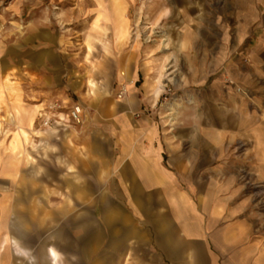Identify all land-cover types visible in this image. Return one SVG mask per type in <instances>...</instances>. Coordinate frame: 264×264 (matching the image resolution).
Returning <instances> with one entry per match:
<instances>
[{
    "label": "crops",
    "instance_id": "1",
    "mask_svg": "<svg viewBox=\"0 0 264 264\" xmlns=\"http://www.w3.org/2000/svg\"><path fill=\"white\" fill-rule=\"evenodd\" d=\"M232 9L241 31L231 43L247 63L225 58L222 36L214 43L205 38L210 47L197 58L189 53L184 71L185 91L199 94L190 93L191 103L180 104L173 120L157 115L162 94L145 81L143 63L135 68L136 56L119 48L105 57L122 96L105 97L96 118L61 122L62 135H46L51 161L41 162L38 180L21 177L15 163L2 175L3 256L13 264H264V0H233ZM96 25L113 38L107 22ZM27 64L45 86L39 97L45 107L74 106L64 99L52 55L30 51ZM228 75L243 83L249 100L227 84ZM211 76L217 79L209 83ZM68 129L75 135H63ZM241 136L250 162L226 164L225 143ZM17 149L9 143L10 155Z\"/></svg>",
    "mask_w": 264,
    "mask_h": 264
},
{
    "label": "rangeland",
    "instance_id": "2",
    "mask_svg": "<svg viewBox=\"0 0 264 264\" xmlns=\"http://www.w3.org/2000/svg\"><path fill=\"white\" fill-rule=\"evenodd\" d=\"M232 8L233 0H0V179L7 167H15V163L21 177L38 180L41 162L51 161L46 153L49 149L45 146L46 135H62L61 124L42 125L53 103L45 107L39 98L45 86H41L40 75L30 73L27 68L30 51L42 50L45 57L49 54L57 60L65 80L64 99L72 98L74 106L78 105L82 111L81 122L76 125L91 115L96 118L98 105L107 103L105 97L122 96L124 90L118 77L109 75L106 66L110 63L105 60L115 50L119 52V48L121 55L124 53L129 59L137 57L135 68L138 62L143 63L145 81L155 89L157 97L162 94L157 115L166 114L173 120L178 109L175 106L183 104L190 93L199 94L194 88L185 91L183 85L189 83L190 77L184 71L189 67V53L197 58L204 47H210L205 38L214 43L216 37L222 36L225 58L241 57V64L247 63L242 48L238 50L231 43L241 31L239 13ZM104 21L111 27L107 29L112 31V39L107 32L102 33L104 29L99 25L95 26ZM116 30L122 36L119 45ZM215 79L216 76H211L209 83ZM241 80H246V76L245 79L241 76ZM142 81L140 75L136 85L140 86ZM226 82L249 100V91L242 87L243 83L234 81L230 75ZM58 103H62L64 112L68 111L67 102ZM142 111L148 114L152 108ZM20 129L27 132L26 141ZM63 135L75 132L68 129ZM10 142L14 149L21 143L16 154L8 152ZM243 143L242 136L225 143L226 164L246 166L250 162V146H242ZM240 169L241 179H247V168ZM52 171L55 175L54 168ZM7 234L5 224L0 221V239ZM13 244L18 254H25L16 240ZM0 264H13L11 255L1 254Z\"/></svg>",
    "mask_w": 264,
    "mask_h": 264
},
{
    "label": "built area",
    "instance_id": "3",
    "mask_svg": "<svg viewBox=\"0 0 264 264\" xmlns=\"http://www.w3.org/2000/svg\"><path fill=\"white\" fill-rule=\"evenodd\" d=\"M63 105L62 103L55 102L48 107V112L51 113V116H45L42 125L44 127H51L52 125H57L60 124L61 122H71L72 124L76 125L81 122V108L76 105L73 106L71 109L68 110L66 115H62V110H63ZM56 112V115L54 116L53 114ZM53 113V114H52Z\"/></svg>",
    "mask_w": 264,
    "mask_h": 264
},
{
    "label": "bare ground",
    "instance_id": "4",
    "mask_svg": "<svg viewBox=\"0 0 264 264\" xmlns=\"http://www.w3.org/2000/svg\"><path fill=\"white\" fill-rule=\"evenodd\" d=\"M164 40H165V39H163V41H164ZM164 42H165V41H164ZM164 46H165V45H164ZM3 85H4V84H3ZM3 85H2V88L4 89V86H3ZM8 90H9V89H8ZM159 91H160V90H158L157 93H158ZM150 95H151V94H150ZM158 95H159V93H158ZM186 103H191V98H188V99L186 100ZM175 107H176V108H180L181 106H180V105H176ZM174 115H175V113H174ZM20 135H21V137H22L23 140H25V141L27 140V138H28L27 135H28V134H27L26 131L20 129ZM31 140H32V139H31Z\"/></svg>",
    "mask_w": 264,
    "mask_h": 264
}]
</instances>
